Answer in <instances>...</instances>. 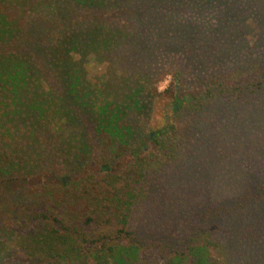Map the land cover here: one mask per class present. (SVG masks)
<instances>
[{
  "label": "trees",
  "instance_id": "trees-1",
  "mask_svg": "<svg viewBox=\"0 0 264 264\" xmlns=\"http://www.w3.org/2000/svg\"><path fill=\"white\" fill-rule=\"evenodd\" d=\"M205 7L190 0H0V219L6 210L13 213L20 206L28 208L29 201L42 199L45 210L33 214L39 224L23 236L31 254L49 261L50 253L74 264H216L211 249L226 247L224 232L251 245L264 243V161L257 168L238 162L235 178L215 174L210 167L223 164L206 145L211 163L198 167L202 171L189 180L197 170L195 159L205 149L197 146L209 139L205 133L211 121L217 126L228 121L229 126L237 125L238 142L243 141L237 152L243 153L253 140L255 149L264 148L261 137L255 135L256 125L255 132L248 131L252 112L255 122L264 115L263 47L256 51L253 64L239 63L240 77L207 73L214 56L198 47H186L183 56L191 55L185 61L165 54L174 47H167L164 54L160 51V17H184L198 26L194 9L196 16L205 18L211 12ZM185 23L181 25L188 33ZM247 26L242 29L249 34ZM257 39L263 45L264 32ZM90 53L92 60L95 55L106 58L123 73L124 82H118L122 93L110 109L102 88L90 82L87 88L80 84L82 64ZM156 56H161L159 62ZM191 71L200 72L198 82L185 88L181 78ZM165 74L171 80L160 91L158 83ZM50 79L57 86H46ZM216 86L220 88L215 90ZM201 94L209 95V102L193 108ZM85 114L99 118L98 128L114 145L111 165L97 163L91 156L83 162L91 154L83 150L84 134L79 135L78 152L51 150L53 135L63 134ZM152 116L159 123L145 128ZM181 117H189L183 128L188 139L174 142L171 153L182 162L173 167L172 161L153 149L165 144L162 139L183 131ZM218 132L226 134V126ZM233 140L216 136L211 145L237 147ZM52 158L61 163L56 171L50 167ZM150 159L160 162L157 169L149 167ZM120 169L124 184L103 181L105 171ZM172 175L184 177V184L171 183ZM93 177L95 182L88 185L87 179ZM219 181L235 183L236 189L219 192L214 188ZM197 182L211 185L207 195L212 199L206 205H185L176 220L172 217L157 227L153 220L154 228H150L157 209L166 210L180 197L186 199L193 189L197 193ZM103 208L120 216L122 226L116 229V237L90 227L92 223L99 225L94 229L105 226L106 221L97 223L95 218V212ZM137 218L149 219L148 225H138Z\"/></svg>",
  "mask_w": 264,
  "mask_h": 264
},
{
  "label": "rangeland",
  "instance_id": "rangeland-1",
  "mask_svg": "<svg viewBox=\"0 0 264 264\" xmlns=\"http://www.w3.org/2000/svg\"><path fill=\"white\" fill-rule=\"evenodd\" d=\"M190 1L191 3L198 1L201 6H204V3L207 4V7L205 8H211V12H209V14L205 16V18H201L200 16H196L197 13L194 9V18L197 19L199 28L197 25L192 26L191 24H189L190 21L187 22L184 17V19L182 18L180 20L178 18L177 20H173L169 19L168 17H160L161 25L158 28V31H160V33L157 36V39L160 42V51H162L164 54L165 51H169L167 47H169V49L171 47H174L172 50H170V53L165 54H171V56L176 55L178 56L179 61H185L191 55L190 53H186V55L183 56L186 47H193L194 49L198 47L200 52H210L214 56V60L211 66L207 67V73L216 74L225 72V74H228L229 77H240L242 75V66L238 68L239 63L243 65L246 61H250L253 64L255 60H257L258 54H256V51L261 50V47L264 48V44L260 45L258 43L259 39H257L261 37L264 32V0ZM205 8L202 9L204 10ZM198 12H200V10H198ZM180 16L181 15L179 13V17ZM256 17L259 18L258 21L254 20ZM170 21H172L173 24H170ZM183 22L188 23L186 25L188 26L187 29L189 30L188 33H186L185 25H181V23ZM241 24L243 25V27L246 26L245 28H247V25L250 24L249 34L243 31V27L241 26ZM169 28L171 29L168 30ZM251 31L254 32L250 34ZM191 37L194 38L191 40ZM193 56L195 57V55ZM92 57V53L88 54L86 58L87 61L82 64L84 72L82 78L84 79L80 82V84L82 87L87 88V85L90 82L95 83L98 85V87L102 88L105 94V98L109 101L110 109L112 107V102L119 101L118 97H120L122 93L121 90H118V82H124L122 80L123 73L114 65H112V63L109 62L106 58H102L101 56L96 57L95 55L94 60H92ZM160 58L161 56L155 57L156 61L158 62L160 61ZM207 60H209V58H207ZM192 63L199 65V63L193 61ZM228 65H230L229 70H227L229 67ZM220 68L224 70H218ZM191 72L192 73H189L187 76H183L181 78L182 86L185 88H192V86H195L198 82L196 76L199 77L198 74H200V72ZM170 80V74H165V76L158 83V90L161 91L162 89H164L168 85ZM49 81L50 83L46 86H57V82H53L52 79H50ZM145 83L149 86V82L145 81ZM124 86H126L125 83ZM219 88V86H216L215 90H218ZM209 98V95L201 94V97H199L195 101V103L193 102V108L198 107L200 103L203 104L209 102ZM154 102L155 99L153 101V104ZM94 115L92 117H89L87 114H85V116L80 118V121H78L75 126H67L63 134L55 133L50 142V144L52 145L50 147L51 150L61 149L66 152H78L79 148L77 147V145L80 141L79 135L84 134V142L87 145L83 150H87V152H90L91 154L86 155L83 162L88 160L87 156H91L90 158L99 160V162L97 163H103V165H111L110 162L113 159L111 160L112 152H110V150L114 147V145H111L106 136L102 135V130L98 128L100 120L96 115ZM188 119L189 117L186 120L181 117V120H178V122H180L181 124V129L185 128V126L188 125V122H186ZM251 119L252 121L248 131L255 132L256 125L257 134L255 135L259 138L261 137L260 140L264 145V115H259L255 122V111H253ZM123 121L126 122L124 119ZM152 121L153 116L149 119L148 124H145V128H149L150 126L155 127L157 123H159L158 121ZM233 122L235 123V120H233ZM230 123L231 121H228L227 125L218 126L213 121H211L210 124L208 123V126L206 128L207 133H205V136L209 139L205 140L204 144H199L197 147L198 150H201L207 147L206 145H208L210 147L213 158L218 159L219 162H222L223 165L211 166V172L223 176L232 175L235 178L238 175V170L236 169L238 162H247L252 165L253 168L254 166L255 168H257L259 163L264 161V148L259 150L255 149V140H253L245 148L243 153L237 152L236 149H239L243 141L238 142V140L240 139V134H238L239 129H237V125L235 124L229 126ZM225 126L227 128L226 134H219V132L217 134V131L225 128ZM183 133H185V129H183L182 132L177 133L176 135L171 134L166 138L164 137L165 139H162L161 141H164L165 144L156 146V148L153 149V152L159 150L162 154V159L166 161H172L171 163L174 164L172 166L176 167L175 163H180L182 161H175V154H172L171 151H173L172 147L175 146L174 142H185L188 139V136L186 135L187 133ZM73 134H77L78 137L75 138ZM216 136H218V140L220 138H229L230 140L234 139V144H236L237 147H229L227 146V144H223L225 146V151H223L222 147L224 148V146L219 142L217 146H212V142L216 141ZM194 142L198 143L197 141ZM226 142L230 144L231 141L227 140ZM167 143L172 144L170 147H168V149H165ZM206 149L207 148L203 150L200 159H198V157L197 159H195L197 170L196 172L190 173V181H194V179L197 178V173H200L202 171V169L198 167H207V165L211 163V160L209 158H206ZM87 152H85L84 154H88ZM226 152L229 153L228 156H226ZM104 156L106 157L104 158ZM64 157L66 161L69 160V157ZM101 158H103L104 161ZM201 158L206 159L201 160ZM151 159L149 161V167H154L157 169L160 162ZM51 162L52 164L50 167H54L53 170L60 168L61 163L59 158H52ZM216 168H219V170L216 171ZM50 175L53 177L54 173ZM124 178L125 176L121 174V169L114 172L107 170L104 172L103 181L111 183L115 186H121L125 183ZM95 180L96 177H93L92 179L88 178V185L90 184V182L94 183ZM184 182V177L181 178L180 176H171V183H178L181 186L184 184ZM208 185L209 184H205L203 186L201 183L197 182V193L193 194V189V191L191 192L192 195L187 196L186 199L178 197L179 201L173 202L170 207L166 208V210L159 211L157 209V211L155 212V218H153L150 223V228H154L153 220L157 224L156 227L162 224V221L168 220L172 217L173 220H176L180 215V209L185 205L187 206V208H191L196 205H206L207 200L212 199L207 195L208 190H210L211 187V185ZM216 187V190H218L219 192L226 193L236 189L235 183L228 185L224 183V181H219V183L214 185V188ZM41 202H43L41 198H38V200L34 199L33 202L29 201L30 204L28 205V208H26L25 206H20L19 208L14 210L13 213L9 210H6V216L1 217L0 264H74L73 262H70L69 259H64L63 257L55 256L56 258H54V256H52L50 253L47 254L51 258V260L48 261L49 258L46 259V256L45 258H41L38 255L31 254L28 247L24 244L25 240L23 239V236H26L25 233L28 230H31V228L35 225L39 224V220L37 219L36 221L35 217H33V214L37 213V211L42 212V210H45L44 202ZM48 204L50 205L51 203L49 202ZM21 211H24V215L22 217H20L22 215ZM95 218L97 223H101L102 221L106 222L104 223L105 226L99 229H94L99 225L92 223L90 227H92L93 230H95L96 232H108L109 234H112L113 237L117 236L116 229L118 227H121L122 225L120 216L116 212H111L109 214L108 210L103 208L102 210L95 212ZM128 218L129 215H127L126 217L127 221ZM136 220L141 221L137 223L138 225L147 226L148 223L146 222V220L149 219L137 218ZM3 225L6 228H4ZM224 234L227 237L225 242L226 247L220 248L217 246L211 249L212 254L215 256L214 260L216 264H264V243L255 246L254 243H252L253 245H251V243L243 241L236 236H228V232H224ZM123 239L127 240L126 238ZM126 242L127 241H124V243ZM255 256L259 257V260H255Z\"/></svg>",
  "mask_w": 264,
  "mask_h": 264
}]
</instances>
